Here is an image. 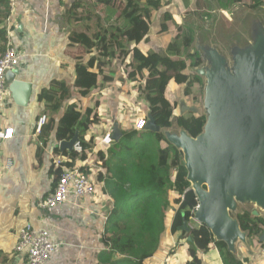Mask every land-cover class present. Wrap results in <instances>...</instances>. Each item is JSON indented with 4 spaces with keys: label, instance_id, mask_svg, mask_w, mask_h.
<instances>
[{
    "label": "trees",
    "instance_id": "1",
    "mask_svg": "<svg viewBox=\"0 0 264 264\" xmlns=\"http://www.w3.org/2000/svg\"><path fill=\"white\" fill-rule=\"evenodd\" d=\"M101 1L112 3L110 0ZM230 2L243 3L245 0ZM189 3L190 0H124L120 16L128 21V26L98 28L91 32L88 24L80 31H73L69 36L70 41L83 46L88 56L76 57L71 86L64 79H52L36 95L46 116V122L36 135L38 157L48 145L51 135L61 140L70 139L76 126L82 150L53 152L62 155L69 167L78 165L90 154L94 165L85 164L81 170L91 176L94 192L96 188L99 189L112 204L107 217L103 219V249L98 254L96 264H144L147 259L159 255L163 241L169 236L172 209L180 202L189 182L186 169L179 164L181 152L168 144L160 131L137 129L135 123L141 116L135 117L128 129H122L118 140L91 151L101 139L100 136L96 143V138L88 136L91 127L99 124L100 117L95 114L98 101L94 105L82 106L79 99L72 102L68 98L72 93L86 98L94 90L105 88L116 73L114 62L119 59L125 75L118 78L121 82L129 80L131 86L137 89L138 98L146 107V114H143L145 121L147 114H150L160 128L169 127L175 122L196 136L201 131L205 116L200 112L179 114L177 101L165 94L166 85L171 83L181 88L189 105L200 102L201 78L191 71L200 63V57L189 51L193 32L181 24L178 17V12L186 10ZM260 3L261 0H252L248 7L255 8ZM171 5L173 8L169 10ZM78 6L79 2L73 1L68 10L70 23L90 22L92 16L88 9L79 11ZM161 9L162 21L158 23L157 32L160 35L171 33L168 24H172L175 31L161 51L151 48L142 50L140 45H147L150 40L154 13ZM8 14L7 0H0V40L4 42V23ZM197 16L205 19L208 14L204 12ZM140 136L142 140H139ZM160 142L164 145L159 146ZM59 172L56 170L52 188ZM189 192L193 193L189 190L182 204L189 202L186 201ZM194 198L191 200L196 204ZM185 206L186 209L173 218L172 228L181 225L183 218L188 224L190 213L188 205ZM238 219L241 228L249 232V242L260 238L264 230L262 216H253L249 211L242 210L238 213ZM174 237L178 241L183 240L186 245V264H201L200 256L210 249L213 242L209 229L203 224L189 226L188 230L176 228ZM259 243L262 246L264 241ZM231 260L232 264H245L247 261L246 258Z\"/></svg>",
    "mask_w": 264,
    "mask_h": 264
},
{
    "label": "crops",
    "instance_id": "2",
    "mask_svg": "<svg viewBox=\"0 0 264 264\" xmlns=\"http://www.w3.org/2000/svg\"><path fill=\"white\" fill-rule=\"evenodd\" d=\"M73 1L79 2V11L90 9L88 5H93L94 11L96 7L98 9L104 5L121 3L122 8L124 4V0H110L112 3H100V0H7L9 14L4 26H9L10 29L6 30L5 42L0 40V53L9 46L17 50L21 65L17 68L16 78L29 83L31 92L26 106L17 105L8 91L5 101L0 103V130L11 127L14 131L12 138L3 140L0 144V264H22L24 256L15 252L14 246L18 240L19 229L26 223L48 229L52 239L59 243V251L49 264H96L98 254L103 249L104 218L101 213L108 210L110 203L99 189H95L92 197L80 198L74 203L70 199L47 210L38 206L52 188L56 170L59 171L53 166L52 160L63 156L53 152L59 150L57 143L61 140L54 134L44 151L39 157L37 155V136L34 129L43 109L37 102L36 95L52 79H64L71 86L76 57L88 56L83 46L70 41L69 36L73 31H80L88 24L91 32L98 28L113 29L117 26L112 19H105V15L97 9L95 15L91 14L90 22L70 23L68 10ZM251 3L248 0L233 4L227 0L223 4L229 5L223 6V9L237 10L239 4L246 9ZM170 7L173 8V5ZM191 8L192 2L186 11ZM92 11L89 10L90 13ZM158 36L160 34L155 29L148 42L157 52L162 50H158L162 47ZM114 65L116 73L108 87L94 90L86 98L73 93L68 98L72 102L79 99L82 106L94 105L98 101L95 114L100 117L99 124L91 127L88 134L96 138L95 141L107 132L111 134L114 125L122 133V129H128L135 117L146 114V109L142 110L145 105L138 98L137 89L131 86L132 82H121L118 78L125 75L124 66L119 59L115 60ZM110 87L111 93L107 94L110 98L107 99L106 106L102 105L105 102L104 95ZM165 94L177 102L184 98L181 88L171 83L166 85ZM131 109L134 110L133 113ZM102 119H105L104 123H101ZM102 127V131L97 134ZM99 142L91 151L102 146ZM90 156L89 154L87 157L88 165L93 166ZM8 159L11 164L6 167ZM169 233L173 234L171 227ZM166 239L163 246L161 245L160 254L147 259L144 264H186L188 252L184 242L176 238V241L173 238ZM259 242V239H253L249 242V249L239 245L240 260L246 258L245 264H264V243L261 246ZM222 248L223 244L213 240L210 249L200 256L201 264H226L225 261L232 264L233 260L223 254Z\"/></svg>",
    "mask_w": 264,
    "mask_h": 264
},
{
    "label": "water",
    "instance_id": "3",
    "mask_svg": "<svg viewBox=\"0 0 264 264\" xmlns=\"http://www.w3.org/2000/svg\"><path fill=\"white\" fill-rule=\"evenodd\" d=\"M205 5L207 19L188 16L191 10L178 14L180 23L193 32L189 51L199 55L200 63L191 71L202 82L200 110L184 98L177 102L178 110L181 115H204L201 131L192 136L175 122L160 128L150 114L144 129L160 131L181 152L179 164L197 201L192 219L223 244L225 255L239 260V245L250 247L238 213L247 210L264 218V4L240 11L222 10L216 0ZM17 73H7L8 92L17 105L26 106L31 88ZM121 135L114 125L111 139ZM78 139L75 126L73 136L57 147L70 152ZM178 228L189 229L184 218Z\"/></svg>",
    "mask_w": 264,
    "mask_h": 264
},
{
    "label": "built area",
    "instance_id": "4",
    "mask_svg": "<svg viewBox=\"0 0 264 264\" xmlns=\"http://www.w3.org/2000/svg\"><path fill=\"white\" fill-rule=\"evenodd\" d=\"M260 4H264V0H261ZM8 29H10L9 26L6 27V30ZM20 65L21 57L14 47L9 46L0 53V103L5 101L8 91L7 73L10 70L17 69ZM45 122L46 116L42 114L35 123L34 131L36 135L40 132ZM135 124L137 129H143L145 118L141 116ZM13 134L14 131L11 127L0 130V144L3 140L12 138ZM111 141V134L107 132L101 138L99 144L107 146L111 144ZM72 149L77 152L82 150L79 141L73 144ZM10 164L11 161L8 159L6 167ZM52 164L56 169H59L60 172L55 186L40 200L38 206L41 209H52L64 202H68L70 199H73L74 203V201L80 198L92 197L94 195V186L91 176L85 174L83 170H81L85 164H88V159L80 161L76 166L69 167L65 164V158L55 157L52 160ZM186 191L188 192L189 189L187 188L181 195V200L177 206H180L184 202ZM194 201L196 202L195 207H193L195 211L197 208V201L195 198ZM111 208L112 204H110L108 210L104 214L101 213V217L106 218ZM194 211H192V213ZM192 213L189 215L190 218H192ZM172 222L173 219L171 220L170 227ZM14 251L23 254L24 258L22 264H49L59 251V243L52 239L51 232L48 229L26 223L18 231V240L14 246Z\"/></svg>",
    "mask_w": 264,
    "mask_h": 264
},
{
    "label": "rangeland",
    "instance_id": "5",
    "mask_svg": "<svg viewBox=\"0 0 264 264\" xmlns=\"http://www.w3.org/2000/svg\"><path fill=\"white\" fill-rule=\"evenodd\" d=\"M228 1H230V0H228ZM246 2L248 1V0H245ZM190 2H192V8L190 9L191 11L187 14L188 16H190L191 14H194V15H198V14H200V13H202L203 11L202 10H204V9H206L207 7H206V0H190ZM225 2H227V0H220V1H218V0H216V3H217V5H218V7H220L222 10H223V5L225 6V7H228V5L229 4H227V5H225V4H223V3H225ZM251 2H252V0H251ZM234 4V3H233ZM236 4H238V3H236ZM88 7L90 8V9H88V11L89 10H93L95 7L93 6V5H88ZM96 9H97V7H96ZM95 9V10H96ZM120 9H121V3H116L115 5H113V6H108V5H104L103 7H99L98 9H97V11H100L101 12V14H103V15H105V19H112V21L116 24V25H118V26H120V27H127L128 26V21L123 17V16H120ZM95 10L94 11H92V13L91 14H93V15H95ZM169 10H172V8H169ZM175 10V12H176V9H174ZM228 10H230V9H228ZM227 10V11H228ZM235 11H240V10H244V8L239 4L238 5V9L236 10V9H234ZM162 9L161 10H159V11H157V12H155L154 13V16H153V22H152V24H151V27H150V36L151 35H153V33H154V31H155V29L156 30H158L159 29V25H158V23L160 22V21H162ZM184 11H186V10H183L182 12H184ZM168 30L171 32V33H164V34H161L160 36H158V39H159V41H160V43H161V45H162V47H159L158 48V50H160V48H163V46H164V44H165V42H167V41H169L170 39H171V37H172V34H173V32L175 31V29H174V27H173V25L172 24H168ZM140 48L142 49V50H145L146 48H151V49H153V50H156L152 45H149V44H147V45H145V44H141L140 45ZM108 87V86H107ZM107 89V88H106ZM105 89V90H106ZM108 93H111V87L110 88H108L107 89V93H106V95L108 94ZM104 95V98H105V102H103L102 103V105H105L106 106V102H107V99L108 98H110V95ZM106 96V97H105ZM195 106H197L198 107V109L200 110V108H199V102L198 103H196V104H194ZM146 109V107L144 106L143 107V109L142 110H145ZM132 113L134 112V110L133 109H131L130 110ZM128 116V115H127ZM102 117H104V114H102ZM102 121L103 122H101V123H104L105 122V119H102ZM100 123V124H101ZM93 127V126H92ZM101 127V126H100ZM102 129H103V127L102 128H100V130L97 132V134L98 133H100L101 131H102ZM94 133H95V131H94ZM139 138V140H142L143 139V137L142 136H140V137H138ZM160 145L159 146H162V145H164V143H159ZM100 145V144H99ZM186 193H187V191H186ZM193 193H191V192H189L188 193V195H187V197H186V201H188L189 200V202L188 203H185V204H181L180 206H177V207H175L174 209H172L173 210V216H172V219L173 218H175V216L178 214V213H182V211L183 210H185L186 209V206L184 207V205H188V211H189V213H192V211H194L193 210V207H195V204H193V200H191V199H193ZM184 207V208H183ZM183 208V209H182ZM171 219V220H172ZM178 219L179 218H177V221H178ZM189 222H188V225L190 226V227H194V226H196V224H197V222H195L192 218H190V220H188ZM171 223V222H170ZM180 225H178V226H174L173 228H172V230L174 231L176 228H178ZM169 228H170V225H169ZM169 228H168V232H169ZM170 238V240L173 238V234H171L170 235V233H169V236H168V239ZM173 239H175V237L173 238ZM175 241H176V239H175ZM181 242H183V240H181ZM176 243V242H175ZM185 244V243H184Z\"/></svg>",
    "mask_w": 264,
    "mask_h": 264
},
{
    "label": "flooded vegetation",
    "instance_id": "6",
    "mask_svg": "<svg viewBox=\"0 0 264 264\" xmlns=\"http://www.w3.org/2000/svg\"><path fill=\"white\" fill-rule=\"evenodd\" d=\"M201 18V17H200ZM201 19H203V18H201ZM205 19H207V18H205Z\"/></svg>",
    "mask_w": 264,
    "mask_h": 264
}]
</instances>
